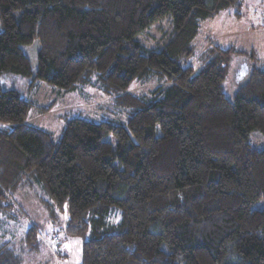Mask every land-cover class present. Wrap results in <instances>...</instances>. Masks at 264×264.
<instances>
[{
	"label": "trees",
	"instance_id": "obj_1",
	"mask_svg": "<svg viewBox=\"0 0 264 264\" xmlns=\"http://www.w3.org/2000/svg\"><path fill=\"white\" fill-rule=\"evenodd\" d=\"M243 2L0 0V215L36 183L53 218L69 214L81 264H264V149L249 141L258 131L264 143V66L231 91L233 56L255 51L212 44L190 62L201 23L231 8L240 18ZM166 16L172 41L146 54L136 38ZM152 78L148 94L130 92ZM40 84L98 88L127 122L66 114L56 138L29 122L54 107L29 98ZM23 238L40 252L39 226ZM0 264H25L13 242H0Z\"/></svg>",
	"mask_w": 264,
	"mask_h": 264
},
{
	"label": "rangeland",
	"instance_id": "obj_2",
	"mask_svg": "<svg viewBox=\"0 0 264 264\" xmlns=\"http://www.w3.org/2000/svg\"><path fill=\"white\" fill-rule=\"evenodd\" d=\"M243 3L240 18L234 14L236 9L231 8L201 23L202 31L194 42L195 53L190 60L191 64L198 66L199 62L196 58L212 44H219L223 49L234 48L239 52L245 51L250 55L255 51L253 59H250V56H233L230 74L224 82L225 89L228 87L231 91H235L244 83V80L237 77L239 70L245 68L251 70L254 65L258 68L264 66V0H244ZM0 31H2L1 25ZM173 32L171 17L166 16L151 25L147 31L139 34L136 41L142 44L146 54L161 52L172 41ZM28 55L34 58L32 51ZM160 84L156 78L136 81L132 84L130 92L139 96L146 95ZM12 86L11 83H4L3 88ZM29 98L37 105H49L54 102V107L48 113L39 114L31 110L29 122L48 130L56 138L61 136L64 129L65 124L61 117L66 114L80 113L85 119L94 122L112 121L117 124H125L128 118L127 111L122 108L116 109L112 99L91 85L71 93L40 84L37 89L31 90ZM249 138L254 149H264L263 138L258 131ZM108 141L115 145L114 137L110 136ZM40 198L50 202L49 194L36 183L31 187L21 188L16 196L10 198L14 205L10 215H0V242H13L25 264H81L82 240L65 234V224L69 214L56 212V219L53 218ZM261 207H263L262 203L258 208ZM11 215L14 219L8 218ZM118 220L119 214H116L111 221ZM34 225L40 227L42 245L38 254L31 255L24 248L23 237ZM58 250L65 257H59Z\"/></svg>",
	"mask_w": 264,
	"mask_h": 264
},
{
	"label": "crops",
	"instance_id": "obj_3",
	"mask_svg": "<svg viewBox=\"0 0 264 264\" xmlns=\"http://www.w3.org/2000/svg\"><path fill=\"white\" fill-rule=\"evenodd\" d=\"M245 67H246V65H245ZM245 71H248V70H245V69L239 70L237 77L238 78H242L244 73H245Z\"/></svg>",
	"mask_w": 264,
	"mask_h": 264
}]
</instances>
